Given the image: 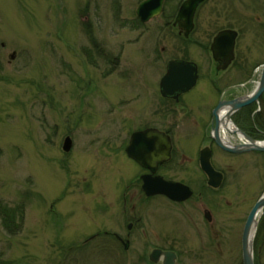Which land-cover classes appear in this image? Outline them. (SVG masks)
<instances>
[{
    "label": "rangeland",
    "instance_id": "obj_1",
    "mask_svg": "<svg viewBox=\"0 0 264 264\" xmlns=\"http://www.w3.org/2000/svg\"><path fill=\"white\" fill-rule=\"evenodd\" d=\"M144 1L0 0V202L25 210L16 236L0 219V264H139L162 248L180 254L177 264L242 263L244 225L264 192V154L213 149L227 181L208 235L194 226L201 215L189 218L163 199L144 197L145 171L125 149L136 131L171 129L175 162H195L209 145L201 129L217 89L249 80L250 94L259 81L264 0H209L189 40L173 28L184 0H167L160 16L140 24ZM227 29L239 33L237 59L217 74L208 49ZM174 58L201 68L197 87L182 100L185 109L159 95ZM115 234L129 242L127 250ZM254 252L256 264H264V230Z\"/></svg>",
    "mask_w": 264,
    "mask_h": 264
},
{
    "label": "water",
    "instance_id": "obj_2",
    "mask_svg": "<svg viewBox=\"0 0 264 264\" xmlns=\"http://www.w3.org/2000/svg\"><path fill=\"white\" fill-rule=\"evenodd\" d=\"M166 0H145L137 9V17L146 24L150 20L160 16L163 12V5ZM206 0H186L177 13L174 27L178 28L179 35L189 38L194 30V17L198 8ZM238 33L233 30L219 32L214 38L210 50L215 61L223 63L222 69L227 67L234 60L235 44ZM14 56L11 57L13 59ZM198 82V68L195 64L183 61H171L168 63L166 74L160 81V93L164 98H174L191 91ZM264 94V65L261 69L260 80L255 90L247 96L235 99L230 102H221L214 111L217 119L214 129V140L218 147L224 152L233 155H243L246 153H264V141H257L247 136L240 129L235 127L232 135L239 134L245 140L243 144L233 145L226 142L220 136L221 126L224 121L231 123V116L241 109L255 104ZM226 112L225 120L220 119L218 112ZM221 111V112H222ZM72 148V140L67 137L64 141L63 150L69 153ZM172 142L169 136L156 129H145L131 135L129 144L126 147L128 158L137 163L141 168L148 171L141 177L142 191L147 198L154 196H164L172 202L182 203L192 196L190 189L180 183L165 181L162 177L156 176L158 166L167 163L171 159ZM211 153L208 150L202 151L200 163L203 172L209 179L210 187L218 189L222 186L223 175L213 169ZM264 214V193L258 199L250 211L242 233L241 251L242 264H255L254 241L257 234L258 224ZM125 250L129 248V242L124 244ZM178 257L170 251L154 249L149 255V262L152 264H176Z\"/></svg>",
    "mask_w": 264,
    "mask_h": 264
},
{
    "label": "flooded vegetation",
    "instance_id": "obj_3",
    "mask_svg": "<svg viewBox=\"0 0 264 264\" xmlns=\"http://www.w3.org/2000/svg\"><path fill=\"white\" fill-rule=\"evenodd\" d=\"M208 52L210 53L209 49H208ZM207 57L209 59L208 61L210 62V64L213 63L215 65V73L222 74V73L228 72V70H230L231 67L235 64L236 59H237V54H236V50H235L234 60L227 67V69H222L223 63L221 61H215L213 59V56H212L211 53L208 54ZM173 60H178V61H183V62H190V63L195 64L197 66V68H198V75H199L198 82H197V85H198L200 77H201L200 65L198 63L188 59V58H181V59L180 58L179 59L178 58H174V59L168 60L166 62L165 73H166V69H167L168 63L173 61ZM209 62H208V65H209ZM238 71H240V70H238ZM249 77L250 76L247 75L244 78L249 79ZM248 81L249 80H247L245 82L243 81V83H239V84H230V85L227 84V85H225V88L222 89V90L218 87L219 90L217 89V103L213 107V109L211 110L210 117H209V120L207 121V124L204 125V123H203L204 126L201 129L203 131V133H205L204 134V136H205L204 139H206V141L209 142V145L204 147L203 149H201L198 152L196 158L194 159L195 162H190V163L186 162V157L181 156V157H179L180 158L179 161L180 160L181 161L176 163L175 160H176V157H177V152H176V149H175V140H174L175 137H174L173 131H171V129H166V130H163V131L158 129V130L164 132L166 135H168L170 137V139L172 141V151H171V159H170V161L158 166L157 173L155 174V177L159 176V177H162L165 181L180 183V184L188 187L190 189V191L192 192V196L188 200H186V201H184L182 203L172 202L171 200H169L168 198H166L164 196H154V197H150V198H147V199H150V201H154V200H157V199H163L167 203L172 205L173 207L181 208L185 213L187 212L190 215V216H187L189 218L190 217H197V216L201 215V219L199 220V222H196V220H193L195 222L194 226H195V228H197V226H200L205 231V233L208 234V235L210 233L213 234L214 233L213 232L214 227H216L215 224H214L215 219L213 218L212 214L214 213V209H215V207L217 205V192L219 191V189H221L224 186V184L227 181L226 174L222 170H219L216 167V165L214 164V162H213V158H214L213 149L214 148L218 149L219 151H221L224 154H227V155H230V156H236V157L251 154V153H248V154H243V155H233V154L224 152L223 150H221L218 147V145L216 144V142L214 140V129H215L216 123H217V119H216V116L214 114V111L218 108V106H219V104L221 102H230V101H233L235 99H238V98H241V97H244V96L248 95V93L250 92V88H251L249 86L250 82L246 83ZM214 84L216 85L215 82H214ZM197 85L191 91H189L188 93L180 95L178 97V100H176L174 98H164V97H162V95L160 93V86H159V95H160L161 99L163 100V102L165 104H171L173 106H180L182 109H185L186 106H185V108L183 107L182 100L186 96L191 94L195 90ZM248 90H249V92H248ZM234 91H235L234 94H237L235 96L231 94ZM227 94H231L232 95L231 98ZM263 97H264V94L261 96V98L259 99V101L257 103L253 104L254 106H257L256 113L261 111V103H260V101H261V99ZM253 105H251V106H253ZM244 110H245V108H243L240 111H238L235 114H233L231 116L230 120L238 129H240L247 136L251 137L250 136V134H251L250 129H248V128L245 129L244 126H243L244 129L241 127L242 126L241 125L242 122L246 120V117L242 115ZM221 111H222V109H220V111L218 112L219 117H220V119H224L225 115H226V112L223 113V111L222 112ZM221 113H223L224 116L223 115L220 116ZM186 115L188 116V114H186ZM172 119H174V121H175V127L180 129L181 128L179 126V124L181 123L179 121L180 117L176 115V116H173ZM226 124H227V121H224V126ZM155 129H157V128H155ZM225 134L228 135V137L230 138V142L231 143H233V144H240L241 143L239 140L235 139L236 135L229 134V131L225 132ZM223 135H224V131H223V129H220V136L223 137ZM251 138H253V137H251ZM204 150H208L211 153L210 162H211V165H212L213 169L215 171H217V172L222 173V175H223L222 186L220 188H218V189H214V188L210 187L209 179H208L207 175L203 172V170L201 168L200 155H201V152L204 151ZM185 165H187V166H185ZM146 173H148V172H145V174ZM176 173H178V175L179 174L180 175H184L183 179H185V180H176L175 178H172L174 176H178ZM187 176L189 177L188 181H186L187 180ZM141 186H142V184H141ZM141 186H140V191L143 194ZM202 213H203V215H202ZM132 225H134V224H132ZM114 236H115L116 240L121 242V244L123 243V239L121 237H119L116 234ZM160 250H162V251H170V252L175 253L176 256L178 257L177 262L179 261L180 254H178L177 252L173 251V249L162 248ZM142 264H152V263L149 262V258H148L147 262H145V263L143 262ZM159 264H162V263H159Z\"/></svg>",
    "mask_w": 264,
    "mask_h": 264
},
{
    "label": "trees",
    "instance_id": "obj_4",
    "mask_svg": "<svg viewBox=\"0 0 264 264\" xmlns=\"http://www.w3.org/2000/svg\"><path fill=\"white\" fill-rule=\"evenodd\" d=\"M260 103H261V111H259L258 113H256L257 106L254 105L245 108V110L242 113V115L246 117V120L242 122L241 127L243 128L244 126L245 129L246 128L250 129L251 131L250 136L253 137L254 139H264V97L261 99ZM256 155H261V154H256ZM24 211L25 210L23 205L12 207L0 202V219L2 221V226L6 231V233H8L10 236H16L17 234L20 233L23 226ZM263 221H264V216L261 219L258 226V232H257L255 244H257L258 242L260 232L264 230ZM143 260L144 261L140 262L139 264H142L145 261L147 262L146 258ZM255 264H256V259H255Z\"/></svg>",
    "mask_w": 264,
    "mask_h": 264
},
{
    "label": "bare ground",
    "instance_id": "obj_5",
    "mask_svg": "<svg viewBox=\"0 0 264 264\" xmlns=\"http://www.w3.org/2000/svg\"><path fill=\"white\" fill-rule=\"evenodd\" d=\"M208 1H209V0H206V2H204V4H206ZM204 4H203V5H204ZM203 5H202V6H203ZM179 9H180V8L177 7V12L179 11ZM193 24H194V29H195V27H196V14H195V17H194V22H193ZM194 31H195V30H193V32H194ZM191 35H192V33L190 34V36H191ZM237 38H239V36H238ZM223 113H225V111H223ZM223 113H221L220 116H222ZM223 116H224V115H223ZM221 128H222L223 131H224V135H223L224 140H225V141H230V138L228 137L227 134H225V132H227V131L233 132V131L235 130V126H234V124L227 123L225 126H224V125L221 126ZM239 136H241V135L239 134ZM239 136L236 137L235 139H237V140L242 139V137L239 138Z\"/></svg>",
    "mask_w": 264,
    "mask_h": 264
}]
</instances>
